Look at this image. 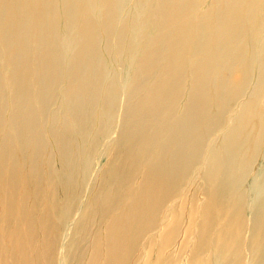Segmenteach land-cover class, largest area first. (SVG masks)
<instances>
[{
	"label": "bare ground",
	"instance_id": "6f19581e",
	"mask_svg": "<svg viewBox=\"0 0 264 264\" xmlns=\"http://www.w3.org/2000/svg\"><path fill=\"white\" fill-rule=\"evenodd\" d=\"M150 9L156 17L153 31L159 29L153 43L162 48L149 54L153 68L139 71L135 95L139 96L149 77L155 78L145 92L149 99L137 101L131 113V145L124 160L120 165L116 160L110 173L118 187L129 191L118 202L125 210L108 217L117 200L107 191L100 212L81 224V233L95 222L98 231L78 264H133L127 237L136 239L153 226L160 205L171 195L175 171L201 157L204 140L199 129L206 127L212 134L219 124L208 116L214 92L222 94L237 84L244 90L252 79L251 50L262 44L264 0H0V230L8 239L7 249L0 243V264H56L58 228L51 225L46 211L34 217L29 202L30 195L39 193L35 183L41 179L40 165L58 163L57 176L49 178L48 184L58 179L53 192L68 220L81 189L82 172L90 166L81 152L82 146L90 149L87 127L99 121L110 123L106 116L116 108L118 86L114 60L119 64L134 61V41ZM110 15L114 20H109ZM121 17L126 21L119 23ZM115 33L119 46L110 57ZM255 34L261 36L256 44ZM238 56H242L240 64L229 63ZM6 67L11 68L7 75ZM206 77H214L217 83L207 87ZM259 85L258 89L264 88V67ZM185 86L189 88L182 100ZM206 88L211 100L200 105ZM263 91L255 92V100ZM228 94L236 98L241 93L236 89ZM255 100L252 105L258 109ZM54 109L62 112L56 115ZM225 110L226 106L221 107ZM52 141L55 156L45 149ZM41 152L46 153V162ZM229 156L234 163L235 153ZM222 163L213 160L208 172L213 190L218 189L214 179L222 175ZM27 167L33 177L24 173ZM30 182L36 185L34 193Z\"/></svg>",
	"mask_w": 264,
	"mask_h": 264
},
{
	"label": "rangeland",
	"instance_id": "374dc122",
	"mask_svg": "<svg viewBox=\"0 0 264 264\" xmlns=\"http://www.w3.org/2000/svg\"><path fill=\"white\" fill-rule=\"evenodd\" d=\"M109 18L110 21L114 20L112 15ZM155 18L150 9L146 25L134 41L136 44L134 45L130 40L135 47L134 61L119 64V61L114 60L115 67L118 68L115 70L118 84L115 91L116 108L106 116L107 120H110L108 125L99 124V121L87 127L90 149L86 151L82 146L81 152L83 158L88 159L89 162H86L90 166L88 170L82 172L84 178L81 180V189L77 199L72 203V213L68 220L61 213L62 202L57 193L53 192V185L55 187L58 179L53 181V185L48 184L49 178L55 179L57 176L58 163L54 162L50 167L40 165L41 179L35 183L38 185L39 193L30 195L29 202L34 217L37 218L41 212L46 211L50 215L51 225L58 228L55 238L56 264H78L84 256L83 250L89 249L91 240L98 231V223L95 222L83 233L80 227L83 222L92 221L94 215L100 212L107 191H111L113 199L117 200L115 206L109 210L108 217L119 215L125 210L123 204L120 206L118 202L119 199L128 196L129 191L122 186L118 187V183L116 184L115 179L110 177V173L116 160L119 165L121 164L128 146L131 145L128 139L131 131L129 132L128 129L134 123L131 113L136 102L149 99L146 97L149 96L148 93L145 95V92L152 86L154 75L146 81L139 96L135 95L134 91L141 80L139 71L148 67L153 68V65L148 63L149 54L155 49L162 48L153 43L159 31V29L153 31L152 24L154 22L155 25ZM125 21L126 18L121 17L119 23ZM260 37L259 34L254 35L255 44ZM127 38L129 41L128 36ZM261 41L262 44L252 47V79L247 82L244 90L241 89L240 84H237L238 87L235 85L228 87L222 94L214 92L213 107L208 112V116L215 118V122L218 120L219 124L212 134L207 132L206 127L205 130L199 129V135L204 140L199 160L186 169L175 171L177 174L169 188L171 195L164 203L160 202L163 205L158 209L156 218L152 222L153 226L146 233L143 231L136 239L127 237L132 247L133 264H264V91L261 97L255 100V92L264 90V88L258 89L260 71L264 67L262 56L264 35ZM118 46V36L115 33L109 50L110 57H114ZM83 47H89V44ZM1 48L3 49V46ZM233 48L242 49V47H228V50ZM5 60L6 57L3 55L2 62ZM241 60L242 56H238L229 63L239 61L240 64ZM10 71L11 68L6 67L5 75ZM203 80L207 87L211 82L217 83L214 77H206ZM182 88L183 100L187 96L189 87ZM236 89L241 93L235 96L236 98L228 94V91L232 92ZM207 92L206 88L200 97V105H203L207 98L211 100L209 96L206 97ZM254 100L258 109L253 108ZM216 104L218 108L214 109ZM57 106L58 101L55 102V107ZM223 106H226V112L221 111ZM56 110H52L56 115L62 112ZM95 112L97 115L94 116L98 120L100 111L98 109ZM45 149L51 156L57 154L56 144L53 141L47 143ZM46 153L40 154L45 162ZM230 153H235L234 163L229 159ZM215 159L224 163H222L224 174L214 179L218 183V189L213 190L208 172ZM28 171L27 167L24 173ZM122 172L123 176H126V171L122 170ZM18 174L21 177L19 169ZM28 174L33 177L31 172ZM36 185L30 182L33 193L36 191ZM134 197L132 196L131 199L133 200ZM34 200L38 202L37 206ZM105 221L104 223H107L108 219ZM36 223L34 228H38ZM92 232L94 233L91 234ZM168 236L171 238L167 239ZM0 243L7 249L8 239L2 230H0ZM6 257L5 254L4 258Z\"/></svg>",
	"mask_w": 264,
	"mask_h": 264
}]
</instances>
